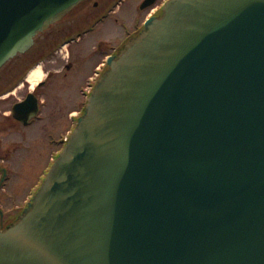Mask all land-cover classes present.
<instances>
[{
	"label": "water",
	"instance_id": "1",
	"mask_svg": "<svg viewBox=\"0 0 264 264\" xmlns=\"http://www.w3.org/2000/svg\"><path fill=\"white\" fill-rule=\"evenodd\" d=\"M83 1L0 0V68ZM0 264H264V0L148 19L0 229Z\"/></svg>",
	"mask_w": 264,
	"mask_h": 264
},
{
	"label": "flooded vegetation",
	"instance_id": "2",
	"mask_svg": "<svg viewBox=\"0 0 264 264\" xmlns=\"http://www.w3.org/2000/svg\"><path fill=\"white\" fill-rule=\"evenodd\" d=\"M91 1L86 0L78 8ZM85 34L86 32H77L66 35V53L63 49H57L54 59L51 60L57 63V66H52L47 78L39 80L35 86L28 81V74L22 78L23 84L19 83L22 77L20 75L10 74L2 81L4 89L0 90V228L13 223L31 199L36 185L42 183L47 169L72 134L76 117L86 105L91 76L86 72L85 62L88 58L92 60L94 54L82 40ZM62 59L65 60L64 63H60ZM74 77H81L77 96L74 93ZM25 81L30 83L29 90H25ZM19 90L21 92L18 96ZM79 97L81 102L75 107L74 103ZM42 158L45 166L34 177V169ZM33 177L36 178L34 184L23 192L22 183ZM13 182L19 186L17 195L27 197L21 203L4 196ZM6 203H9V206L3 208Z\"/></svg>",
	"mask_w": 264,
	"mask_h": 264
},
{
	"label": "rangeland",
	"instance_id": "3",
	"mask_svg": "<svg viewBox=\"0 0 264 264\" xmlns=\"http://www.w3.org/2000/svg\"><path fill=\"white\" fill-rule=\"evenodd\" d=\"M143 1L92 0L91 2H86L80 8H77L72 15L54 24L50 30L36 37L34 46L27 53L18 55L1 69L0 90L4 89L2 81L6 80L10 74L22 76L19 83L23 84L22 78L30 73L32 69H37V67H41L44 71L43 76L39 80H45L51 67L57 66V63L51 62L54 59V55H56L57 49H63L66 53L67 46L65 45L68 43L67 41L65 42V37L68 33L70 35L71 33L86 32L82 40L87 44L88 49L90 48L94 57H92V60L89 58L86 60L85 68L87 74L93 75L94 68L103 63V57L108 53L114 52L121 45L123 37L125 38L126 35L132 34L150 15L155 14L154 11H157L165 0H158L151 8L141 10L140 6ZM95 2H97V5H95ZM83 42L82 44H84ZM100 47H102V50H100ZM53 49L55 50L52 51ZM80 53H82V50H80ZM64 62L65 60L63 59L60 61V63ZM80 80L81 77L73 78L75 96L78 94ZM25 84V90H29L30 83L25 81ZM33 84L35 86L36 83ZM14 90L15 88H13ZM20 92V90L17 92L18 96ZM80 102L81 98L79 97L74 103L75 107ZM43 163L42 158L34 169V177L45 166ZM34 177L27 178L22 183L23 192L34 184L33 182L36 179ZM18 187L16 182L11 183L9 192L4 196L8 197L9 200L14 199L17 203H21L27 197H21L22 194L17 195ZM8 206L9 203H6L3 205V208H7Z\"/></svg>",
	"mask_w": 264,
	"mask_h": 264
},
{
	"label": "bare ground",
	"instance_id": "4",
	"mask_svg": "<svg viewBox=\"0 0 264 264\" xmlns=\"http://www.w3.org/2000/svg\"><path fill=\"white\" fill-rule=\"evenodd\" d=\"M42 76H43V71L41 67H37V69H32V71H30V73L27 76V79L33 84L38 82Z\"/></svg>",
	"mask_w": 264,
	"mask_h": 264
}]
</instances>
